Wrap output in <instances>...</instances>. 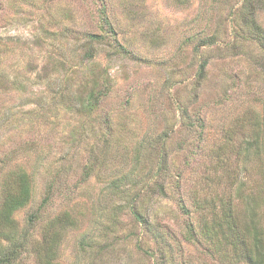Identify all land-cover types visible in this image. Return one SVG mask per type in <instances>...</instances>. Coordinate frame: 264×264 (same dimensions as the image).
I'll return each mask as SVG.
<instances>
[{"label": "rangeland", "instance_id": "rangeland-1", "mask_svg": "<svg viewBox=\"0 0 264 264\" xmlns=\"http://www.w3.org/2000/svg\"><path fill=\"white\" fill-rule=\"evenodd\" d=\"M246 2L0 0V183L19 166L34 180L14 215L21 264L64 212L60 264H238L201 233L207 202L228 197L241 224L244 198L258 199L264 226V45ZM98 77L96 109L82 111L75 99ZM48 167L63 180L42 210ZM155 182L165 196H149Z\"/></svg>", "mask_w": 264, "mask_h": 264}, {"label": "trees", "instance_id": "trees-1", "mask_svg": "<svg viewBox=\"0 0 264 264\" xmlns=\"http://www.w3.org/2000/svg\"><path fill=\"white\" fill-rule=\"evenodd\" d=\"M246 1L247 2L242 8L243 18L245 21H249L250 26L253 25L254 32L258 37L257 40L264 45V31L254 19V15H256L255 13H257V11L264 10V0ZM87 51L86 56L88 59H94L93 52L90 53V48L89 51ZM202 75H204V72ZM89 84L90 88L87 91L83 90V92L77 96V99H75V102L80 104L81 110H86L87 112L96 109V105L99 102L100 78L98 77L95 80L91 79V81L88 82V85ZM62 96L63 93H60L58 103L63 102ZM258 139L259 137H256V142ZM107 147L109 149L108 143ZM107 147L106 151H102L101 153L103 157L108 153ZM256 147L258 148L259 146ZM98 159L96 158L97 161ZM85 169L84 179L86 180L93 173L94 166L90 167L86 165ZM61 172L63 171H56L51 167L46 169V173L50 178L46 183V195L41 204L42 210L48 206L53 194L57 190H60V181L62 182L63 180H60L61 177H63L61 176ZM156 183L157 182L152 185V193L150 192L151 194H149V196L152 194L165 196V188H163L159 182ZM33 188L34 180L32 175L25 169L20 168V166L14 169L9 177L5 178L0 183V192L3 197L0 205V264L22 263V259L20 258L22 254L27 251L29 242H25L26 235L20 233L14 215L17 211L30 205L33 198ZM241 191L242 189L238 188L236 190L237 195L241 193ZM244 200H246V205L253 207V210L252 213L246 217L247 221H244L243 224H241L242 220L235 213V201L232 197H228L226 201H223L221 204L222 206L219 208L215 205L214 201H208V212L211 217L210 219L207 217L204 218L205 224L201 236L209 240L213 248L221 253V256L224 253H231L236 258L238 264H264V226L260 220L259 212L256 211V209L260 207L258 203L259 200H256L254 196L244 198ZM198 207L201 208L202 206L198 205ZM139 208L141 207H137V199L133 200L131 203V210L136 215V218L141 221L146 220V226L151 228L152 224L149 214H142ZM118 213L119 211L114 214L117 215ZM42 216L40 210L34 217L32 216L30 218V222L36 223L42 219ZM113 216L114 215H112V218ZM73 223V218L67 212L59 213L48 220L47 225H44L42 231V240L40 242L35 241L32 246L33 253L36 257L34 264H60L57 258L58 244L61 242L62 234L67 231L69 225ZM115 224L116 223H113L112 225L114 226ZM160 237L162 238L161 235ZM190 237L192 238L194 236L191 235ZM163 258L164 257H161L162 261L160 264H163Z\"/></svg>", "mask_w": 264, "mask_h": 264}]
</instances>
